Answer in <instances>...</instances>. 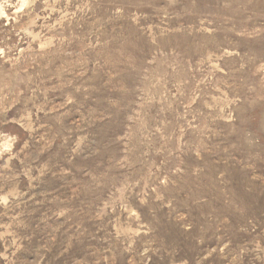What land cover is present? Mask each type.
I'll return each mask as SVG.
<instances>
[{
	"label": "rangeland",
	"instance_id": "374dc122",
	"mask_svg": "<svg viewBox=\"0 0 264 264\" xmlns=\"http://www.w3.org/2000/svg\"><path fill=\"white\" fill-rule=\"evenodd\" d=\"M0 264H264V0H0Z\"/></svg>",
	"mask_w": 264,
	"mask_h": 264
}]
</instances>
